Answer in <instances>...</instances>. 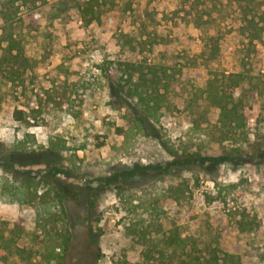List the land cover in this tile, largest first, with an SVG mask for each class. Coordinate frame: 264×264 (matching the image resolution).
I'll list each match as a JSON object with an SVG mask.
<instances>
[{
  "label": "rangeland",
  "instance_id": "374dc122",
  "mask_svg": "<svg viewBox=\"0 0 264 264\" xmlns=\"http://www.w3.org/2000/svg\"><path fill=\"white\" fill-rule=\"evenodd\" d=\"M83 1L0 0V12L13 22L5 24L0 13V36L12 26L34 65L14 82L0 74V143L13 149L19 171L33 175L59 159L69 175L59 177L71 190L64 214L44 188L29 202L32 189L17 183L27 194L20 207L11 174L0 169V233L36 254L28 262L18 256L3 262L0 250V264H48L56 239L63 246L49 264L140 263V231L148 237L176 225L187 235L188 223L194 232L204 221L208 246L230 235L226 250H240L243 264H264V165L201 163L179 178L139 174L100 183L140 164H164L173 153L219 156L241 143L215 129L219 111H207L202 101L193 106L191 98L196 85L242 72L244 59L252 79L242 85L245 151L264 148V41L257 49L247 46L231 0H106L112 31L85 24L77 9ZM211 38L219 47L216 59L207 46ZM121 61L168 68L159 122L138 116L118 87L112 63ZM89 193L96 199L91 210L85 207ZM243 216L252 229L239 233Z\"/></svg>",
  "mask_w": 264,
  "mask_h": 264
},
{
  "label": "trees",
  "instance_id": "16d2710c",
  "mask_svg": "<svg viewBox=\"0 0 264 264\" xmlns=\"http://www.w3.org/2000/svg\"><path fill=\"white\" fill-rule=\"evenodd\" d=\"M217 1V0H214ZM221 1V0H220ZM239 7V20L241 22V35L248 41V47L257 49L255 43L264 41V0H231ZM106 0H84L77 4V9L80 11L83 21L86 25L94 22L98 23L105 31H112L110 25L116 24L110 17H107L108 11L104 10ZM214 7L217 8L216 3ZM198 11V8L196 9ZM5 24L13 23L11 16L4 9L0 12ZM191 14V11H190ZM209 19H212V13L207 11ZM20 20V19H19ZM107 20V21H105ZM202 16L198 15L196 26L201 27L203 23ZM211 21H207V25ZM12 26L6 27L4 34L0 36V74L3 78L11 82L21 78V75L29 69L33 68V62L27 55L26 43L23 39L18 38L11 30ZM214 38L209 39L207 46H211L210 58L216 59L219 54V47L215 43ZM248 48L247 58L250 57V49ZM245 59L242 62L243 71L239 73L222 74L211 78L207 81L205 87L196 85L195 91L191 98V104L197 107L202 105L207 108V111H219L216 120L214 121L215 129L220 130L222 138H235L240 140L236 147H232L227 153L219 156H201L199 154H190L178 156L172 154L173 159L164 164H149L138 165L133 169H127L116 174L114 177L106 181L100 180L101 187L111 185L113 182L123 179L132 178L139 174L160 175L163 179L174 177L179 178L181 173L186 170H192L194 165L207 163L209 165L224 164L230 161L237 160L240 163L251 162L253 164L264 165V148L262 145L253 148L251 153L245 151L246 143L248 142V133L246 132V119L244 109L246 106V97L242 92V85L251 81L248 71H245L248 63ZM116 66L115 74L118 76L117 85L120 90L132 99L134 108L138 116L142 115L148 120L159 122V114L164 106L163 95L161 94L162 83L166 82L168 77V68L157 67L156 65H148L146 63H131L121 61L112 63ZM106 74V70H104ZM113 80V77H110ZM142 130L141 122H137ZM222 139V141L226 140ZM167 148V146H165ZM12 148L4 143H0V169L11 174L13 178L11 194L13 199L24 207L27 203L25 198L27 194H22L19 189L15 188L17 183L23 187L33 191L31 198L28 192L29 202H34L38 198L39 190L45 189L44 193L52 195L60 206L62 213L66 214L65 202L71 200L70 186L66 185L61 180L60 175H66L68 172L57 161L47 162L46 170L39 174H32L29 171H19L12 159ZM15 188V189H14ZM88 195V194H87ZM82 198L84 193H79ZM81 205H84L82 202ZM96 199L89 193L87 210L95 207ZM244 216L238 221L237 231L239 233L248 232L251 230V223L244 220ZM190 230L187 235L183 234L184 227H167L162 230L160 228L155 233H150L147 237L144 231L139 233V241L142 247V261L140 263L131 264H243L242 253L230 252L223 245L231 242L230 235L220 240L217 238L216 246H208L207 241V221L201 223L198 228L191 231V225L186 226ZM209 228V227H208ZM167 230V231H166ZM60 238V237H59ZM68 239V238H67ZM94 241V237L91 238ZM58 240V241H57ZM56 239V244L48 256V264L52 259L57 258L55 250L63 246ZM67 241V240H65ZM63 241V242H65ZM70 237L64 250L67 249ZM0 250L4 251L3 262H7L10 256H18L23 262H28L36 256L33 250L27 247H21L15 238L6 237L4 233H0Z\"/></svg>",
  "mask_w": 264,
  "mask_h": 264
}]
</instances>
